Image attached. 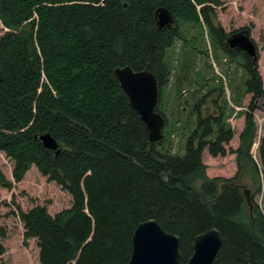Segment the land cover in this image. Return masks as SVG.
Segmentation results:
<instances>
[{
  "label": "trees",
  "instance_id": "16d2710c",
  "mask_svg": "<svg viewBox=\"0 0 264 264\" xmlns=\"http://www.w3.org/2000/svg\"><path fill=\"white\" fill-rule=\"evenodd\" d=\"M221 3L0 0V151L13 161L15 181L34 165L72 199L53 215L44 205L18 208L23 237L36 239L39 264H125L134 228L150 218L179 237L181 264L192 254L195 235L212 227L223 238L214 264H264L263 213L237 186V175L205 172L203 151L224 156L234 135L224 107L214 99L208 111L207 95L195 100L182 152H171L165 135L149 142L114 74L123 65L151 71L166 126L159 99L170 76L168 51L176 40L200 50V39L184 34L205 28L214 52L242 59V85L251 97L236 152L264 185V137L258 145L261 169L248 153L263 82L255 59L226 46L230 33L216 21ZM159 7L171 13L170 26L158 27ZM46 133L55 150L40 140ZM0 186H11L1 168Z\"/></svg>",
  "mask_w": 264,
  "mask_h": 264
},
{
  "label": "rangeland",
  "instance_id": "374dc122",
  "mask_svg": "<svg viewBox=\"0 0 264 264\" xmlns=\"http://www.w3.org/2000/svg\"><path fill=\"white\" fill-rule=\"evenodd\" d=\"M215 8L216 21L225 33L238 30L249 31L257 48V66L264 88V0H221ZM3 31H0V34ZM197 36L200 50L189 42L176 40L168 51L169 80L160 89L159 106L166 114L163 128L164 146L171 152H182L184 134L192 125V103L207 95L208 111L215 101L224 107L225 119L234 135L224 156L212 157L205 149L202 154L209 177L231 178L237 175L236 184L247 191L248 199L258 206L264 215V185L248 165L246 156L236 150L243 146L239 134L244 126V112L248 109L251 94L244 92L242 59L230 58L221 50H215L206 29H192L184 34ZM202 51V52H200ZM208 53V55L205 54ZM253 116L256 135L248 153L261 169L258 151L259 141L264 137V96L257 100ZM190 114V116H189ZM13 161L0 151V168L11 181L9 188L0 186V264H39L35 238L23 237V226L17 216L18 208L28 210L44 205L54 214L71 205V196L60 185L43 176L32 165L20 181L12 177ZM248 207V206H247ZM248 209V208H247Z\"/></svg>",
  "mask_w": 264,
  "mask_h": 264
},
{
  "label": "water",
  "instance_id": "95a60500",
  "mask_svg": "<svg viewBox=\"0 0 264 264\" xmlns=\"http://www.w3.org/2000/svg\"><path fill=\"white\" fill-rule=\"evenodd\" d=\"M155 14L159 28L170 26L174 22L171 13L164 7L157 8ZM226 44L257 59L256 45L247 30L231 34L227 37ZM114 74L127 95L131 108L145 124L149 142L161 140L165 120L156 108L159 93L155 75L148 69L133 70L129 65L115 67ZM39 138L45 147L52 150L57 148V143L50 134L40 135ZM222 243V235L215 227L196 234L192 254L184 264H214ZM180 260L177 235L165 231L153 218L136 225L131 236L130 256L125 264H181Z\"/></svg>",
  "mask_w": 264,
  "mask_h": 264
},
{
  "label": "flooded vegetation",
  "instance_id": "af4514ba",
  "mask_svg": "<svg viewBox=\"0 0 264 264\" xmlns=\"http://www.w3.org/2000/svg\"><path fill=\"white\" fill-rule=\"evenodd\" d=\"M236 32H239V30H238V31H235V32H233V33H236ZM233 33H230L229 36H230L231 34H233ZM226 46H227L229 49H233V48H230L227 44H226Z\"/></svg>",
  "mask_w": 264,
  "mask_h": 264
}]
</instances>
